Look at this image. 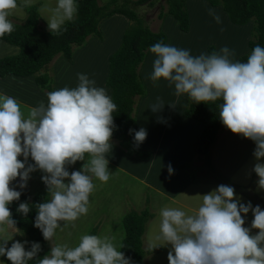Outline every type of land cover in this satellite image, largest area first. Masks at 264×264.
I'll use <instances>...</instances> for the list:
<instances>
[{
  "label": "clouds",
  "instance_id": "clouds-1",
  "mask_svg": "<svg viewBox=\"0 0 264 264\" xmlns=\"http://www.w3.org/2000/svg\"><path fill=\"white\" fill-rule=\"evenodd\" d=\"M17 7V0H0V38L14 31L9 16ZM76 13L75 0H58L47 20L49 31L58 32ZM209 14L221 23L214 9H209ZM149 51L156 57L150 77L153 82L167 81L174 85L177 96L186 94L196 104L222 101L218 114L222 124L253 141L257 161L264 159V47L256 46L247 62L231 59L235 54L228 47L219 53L193 56L189 50L159 42ZM78 81L75 88L49 92L47 104L30 108L27 115L16 99L0 94V234L17 229L9 209L21 197V192L11 187L17 178L24 189L30 173L40 170L45 174L42 181L51 198L35 205V227L50 242L58 229L87 215L95 190L93 177L104 183L110 179L106 157L113 147L117 105L87 75L78 74ZM163 108L159 98L151 106L154 113ZM146 138L145 129L135 131L137 145ZM86 156L82 170L69 173L68 166L85 161ZM29 157L34 165L27 163ZM254 172L259 188L264 189V164L256 163ZM200 197L202 203L194 215L178 208L160 211L158 239L172 247L169 264H264V210L253 208L250 202L241 203L228 185ZM30 210L28 203H20L17 209L24 216ZM250 211L256 235L244 226L242 218ZM9 241L0 235V257L6 256L11 264H28L41 251L39 243L26 250L27 242L17 241L8 247ZM113 241L114 237L85 234L75 247L52 245L50 254L38 264H131Z\"/></svg>",
  "mask_w": 264,
  "mask_h": 264
},
{
  "label": "rangeland",
  "instance_id": "rangeland-1",
  "mask_svg": "<svg viewBox=\"0 0 264 264\" xmlns=\"http://www.w3.org/2000/svg\"><path fill=\"white\" fill-rule=\"evenodd\" d=\"M109 1L110 0H98L100 5L106 4ZM166 1L167 0H151L150 5L147 3L140 7H130V9H132L139 15L140 18L144 20L145 24L151 31L164 33L167 38V45L189 50L190 54L193 56H198L200 54L209 55V46L214 47L215 52L217 53L220 52L221 48L228 47L235 54L233 57H231V59L234 61L240 62V57L250 56L251 52L248 48V41L251 39V31L253 26L252 22H249L244 26L234 25L229 20L228 15L224 12L221 6L210 7V4L205 0H187L185 2V8L189 16L190 25L188 32L184 33L179 30L178 22L173 17L166 15L164 19L159 18L160 12H163L164 14L167 12L168 5ZM17 2L18 7L11 12L9 19L14 23L21 24L26 17V13L22 8V6L25 5V0H17ZM57 3L58 0H27V6H38V10L41 15L40 26L43 30H49L47 20L53 15ZM209 9L215 10V13L221 19V23H217L213 16L209 14ZM117 16H120L121 18H117V20L110 17L100 24V31L102 33L101 40L91 37L86 41V44L83 47L76 48L74 52L84 48L87 49L89 46L92 48L94 43H102V45L100 44L102 49L96 54L91 55V60L93 63L95 64V61H97L96 67L101 68V64L104 61V55L110 53V50L117 45V39L120 31L124 29L122 31L124 34L128 26L131 24V22L125 16ZM108 20L113 21L109 22ZM125 21L127 24H125L126 26L122 28V25L125 23ZM123 34L120 38H122ZM7 45L0 42V55L2 54L0 58L5 57L3 56L4 54H9L7 56L18 54V48ZM118 47L119 46H117V48ZM15 49H17V52L15 54H11L10 52L14 51ZM6 51H9V53H6ZM57 58H55L54 61ZM155 58V55L149 51L143 63L145 67H141L140 69V76L145 86L147 95H145V99L144 97H137L135 100V124L129 130V133L125 138L132 148V154L128 155L127 152L119 146V143L116 140H112V148H114L116 152V155L114 154V162L116 165H118L120 168H124L125 172L128 174H137V177L140 179V181L145 180L146 183L150 182L151 184L159 185L161 188L163 183L160 180L161 177H159V175L161 174L160 169L162 168L159 167V170H155L152 169V164L151 167L140 165L139 167H134L135 171L133 169L130 171V169L127 167V164L129 163L133 168L131 160L149 161L154 154H159L158 149L155 152H152L151 146L158 143L159 139L157 140L156 136H158L159 133L161 135L162 129L164 127L163 124L165 122L163 124H153V119L157 121L159 117L166 119L171 115L174 118L175 127L179 129H182L184 122L183 120L185 119L182 116L183 112L178 108L174 85H171L164 80L153 82L150 78L151 75H149L148 70H150L151 73L153 72V63ZM53 62L51 63V66L54 64ZM85 65H87L86 60L82 62L81 66ZM90 76H92L94 80L93 73H91ZM90 80H92V78ZM99 80V77L96 76L95 81ZM9 86L10 88H13L11 86H15V84H11ZM158 98L159 100L163 101L164 108L162 111L154 113L151 110V106L158 102ZM185 99L187 100V98ZM141 100H143L142 102L144 109H141ZM170 105H174L175 107ZM141 124L145 127L147 138L142 144L137 145L135 142V136L132 135V132L137 128L141 129ZM179 133L180 132L177 130L172 131L170 138L174 139L178 137ZM176 141L181 142V139L177 138ZM255 149L256 145L253 141L233 134L225 126L219 132L216 142L210 149L209 157L211 160V166L205 163L203 158L198 157V155L195 154L193 148V159L185 163V168L190 170V174L195 180L194 184L191 185L185 193L187 194L190 190L187 198L196 201V203L201 200L202 203V198L200 196L211 193L220 185H228L233 187L235 191H238L237 193L240 196H244L245 198L249 199V201H251V203L255 206L257 205V202H260V205L264 207V201L252 194L253 188L251 185L244 187L243 190H240V185H235L232 183L230 179H228L230 176L227 173L228 165L233 167V164L237 159L238 163H240V161L245 158L244 155L247 152L244 151L254 152ZM185 150H188V146L185 147ZM144 155L146 156L144 157ZM119 156H121V158ZM157 159L159 158H155V160ZM155 160H151V162L153 163ZM244 160L257 161L254 155L253 157L249 159L246 158ZM259 162L263 163L264 159L260 160ZM34 164L35 163H33V165ZM109 171L111 175L108 182L104 183L96 178L93 179V182L98 188L96 195H103L105 193L110 194L112 197V202L102 201L92 197V200H90V203L92 202L91 210L88 211L87 215H82L83 217H79L74 223H69L67 227H63L62 222L61 226L63 227V230L58 229L52 241H49L50 252L52 245H68L69 247L77 246L80 241V237L85 234H90L94 229H96L95 235L107 236L110 238L114 237L113 242L118 249L122 239L124 238V229L122 226V219L124 215L131 210H137L136 206H141L142 203H144V207H146L147 204L145 200H149L148 205L151 213L153 214V218L149 220L146 226L143 242L146 247H150V245H157L165 251L161 252L160 248H156L158 252L145 258L144 264H169L168 253L172 250V247L171 245H164V241L162 239H158L160 235L161 220V209H159L160 205H158L159 210L156 209L157 213H154L155 210L150 207L151 194H149V191H147L146 188L141 186L139 182H137V184L134 186V180H132L127 174L125 175L120 171L112 170L110 167ZM30 174L39 177L36 171ZM226 174H228L227 177ZM21 182L22 181L17 178V180L13 181L11 187L16 190L13 184L19 186ZM45 186L46 185H42V187H40L41 189H39L37 193L44 189ZM26 193L30 198L28 190H26ZM37 193H35L33 196H35ZM236 197L241 202L242 198L238 196ZM247 204L248 203H245V205ZM262 210H264V208ZM186 213L189 214V212ZM248 214L251 216V218H254L251 211ZM251 230L252 232L258 233V230L256 229ZM0 235L8 238L10 240L8 244L11 245L17 241L22 244L26 241V236L21 231L17 232L14 229H8L5 233ZM152 241L154 244H151ZM0 264L4 263L0 260Z\"/></svg>",
  "mask_w": 264,
  "mask_h": 264
},
{
  "label": "trees",
  "instance_id": "trees-1",
  "mask_svg": "<svg viewBox=\"0 0 264 264\" xmlns=\"http://www.w3.org/2000/svg\"><path fill=\"white\" fill-rule=\"evenodd\" d=\"M151 0H110L100 5L98 0H75L77 13L75 18L66 21L58 32L43 30L40 26L41 15L37 5H23L26 13L24 21L13 23L14 31L0 38L4 43L17 47L18 54L0 58V78L11 76L17 78L33 77L37 87L47 94L53 91L54 77L51 63L57 57L72 61V54L76 48H81L86 41L93 37L102 39L100 24L116 15L125 16L131 24L123 34L117 50L108 58V74L105 86L110 89L111 98L117 105L113 113L115 128L112 140H116L128 155L132 154L130 144L125 140L129 130L135 124L134 109L137 97H145L146 90L140 76V69L144 65L149 48L159 42L166 44V35L162 32H153L131 8L151 4ZM187 0H167L166 14L160 12L159 18L171 16L177 22L182 32L189 30V16L185 8ZM210 6H221L228 15L229 20L238 26L253 23L251 39L248 41L250 52L256 47H264V0H205ZM215 52L214 47H208V53ZM247 56L240 57V62H247ZM188 100L187 107L182 116L196 122L200 126V133L194 144V152L203 158L205 163L211 166L210 149L216 142L217 136L224 127L219 119V105L222 101L196 104ZM134 152V151H133ZM146 155H144L145 157ZM182 168L186 169L185 166ZM17 191L21 192L19 201L9 205L12 218L16 221V228L25 236L26 250H31L33 243L41 245V251L28 264H38V260L50 254L49 241L43 237L40 229L35 227L38 215L36 204L43 203L51 197L48 195L47 186L35 196L29 198L26 189H21L13 184ZM241 188V187H240ZM239 188V189H240ZM240 190H243L241 188ZM20 203H28L30 212L27 216L19 213L17 209ZM146 207L140 212L129 211L122 219L124 238L118 250L122 251L125 258L131 264H144L145 258L158 252L157 249L146 247L143 236L146 226L153 218L149 209V200ZM96 229L90 234L95 235ZM11 247V244H8ZM4 264H11L6 256L0 257Z\"/></svg>",
  "mask_w": 264,
  "mask_h": 264
},
{
  "label": "crops",
  "instance_id": "crops-1",
  "mask_svg": "<svg viewBox=\"0 0 264 264\" xmlns=\"http://www.w3.org/2000/svg\"><path fill=\"white\" fill-rule=\"evenodd\" d=\"M111 18L117 19L121 17L116 15V16H112ZM108 21L111 22L113 20H108ZM125 24H127L126 21L125 23H123L122 28L126 26ZM123 30L124 29H122L119 33V36L117 39V42H118L117 45L113 49L110 50V53H107L104 55V61L101 64V68L96 67L97 61H95V64H96L95 65L93 61L91 60V55L96 54L97 52H99V50L102 49V47L100 46V44L102 45V43L100 44L94 43L92 48L89 46L87 49L84 48L77 52H73L71 62H69L65 58H57L53 62L54 64L52 65V71H53V77H54L53 91L59 90L64 87L75 88L79 83L78 74H85L89 77V79L92 78L93 80V77L90 76V74L93 73L94 80L96 76H98L100 79L99 81H95L96 82L95 86L103 87L106 90L107 94L111 97L110 89H108L105 86V80L108 74V67H107L108 58H109V55L114 53L117 46L120 45L121 40H122V38L120 37L123 34L122 32ZM0 42L7 45L1 40ZM167 44L168 42H166V45ZM16 50L17 49H15L14 51L10 53L15 54L17 52ZM6 53H9V51L8 52L6 51ZM7 55L9 54H4L3 56H7ZM1 56L2 54L0 55V57ZM84 60H86L87 65L81 66ZM142 67H145V66L142 65ZM148 71H149V75H151L150 70ZM0 79H2L0 80V94L8 95L16 99L21 105L22 111L25 112V115H27V112L30 108L38 107L41 102H44L45 104H47V93L42 92L37 87L33 77L17 78V77L6 76ZM11 84H15V86H11L13 88H10L9 85ZM176 98H177L178 108L180 109V111L183 112L184 108L187 107L186 105L188 104V101L185 99L184 95H181V96L176 95ZM143 100H141V109H144V105L142 102ZM183 121L184 122L182 125V129H179L175 127L174 125L175 121H174L173 116L171 115L168 116L166 119L161 118V117H159L157 121L153 119L152 120L153 124L154 123L163 124L165 122L163 124L164 127L162 129L161 135L159 133V135L156 136L157 140L159 139L158 143L156 145L151 146L152 152H155L158 149L159 154L158 155L154 154L149 161L131 160L133 164V168L130 166L129 163L127 164V167L130 169V171L131 169L135 171L134 167H139L140 165L151 167V164H152V169H155V170H159V167L162 168L160 169L161 174L159 175V177H161L160 180L163 183V186L161 188L159 185L151 184L150 182L146 183L145 180L140 181V179L137 177V174H128L127 172H125L124 168H120L118 165H116L114 162L115 161L114 154L116 155L114 148H112L111 152H109L106 157L109 160L108 166L112 170H117V171H120L121 173H124L125 175L126 174L129 175L131 179L134 180V186L135 184H137V182H139L141 186H143L144 188L147 189V191H149V194H151L150 207L155 210L154 213H157L156 209L159 210V209H163L167 207V208H178L185 212H189L190 215H194L197 209L199 208V206L201 205L200 204L201 200H199L198 202L200 204L199 205L198 203H196V201L187 198L190 193V190L188 191L187 194L185 193L187 192L188 188L194 184L195 180L190 174V170L182 168V166L186 165L185 163L191 161L194 157L193 148H194L195 141L200 133V126L196 122L188 120L186 118ZM140 127L145 129V127L142 126V124ZM139 130L140 129L138 128L135 129V131H139ZM175 130L180 132L179 136L174 139L170 138L171 132ZM135 131L132 132L133 136H135ZM177 138L181 139V142H177L176 141ZM135 146L137 147L136 144ZM186 146H188V150H185ZM244 152H247L244 155L245 157L244 159L246 158L249 159L253 157L254 155V152H248V151H244ZM119 157L121 158V156ZM155 158H159V159L155 160ZM19 159L23 161L24 158L21 156ZM244 159L240 161V163H238V159H237L234 162L233 167L228 165L227 173L230 176L228 179H230V181L234 183L235 185H240V187L243 189L244 187H248L251 185V187L253 188L252 194H254L255 197L260 198L262 201H264V189L259 188L258 186L259 177L254 172L255 164L261 163V162L259 161L257 162L254 160L246 161ZM151 160L152 161L155 160V161L152 163ZM86 162H87V156H86ZM86 162L77 161L74 165H69L67 170L69 171V173L73 171H81L84 163ZM27 163L33 165V163L35 162L31 160V157H29V160ZM262 164H264V162ZM169 166H171L172 168L171 174L169 173ZM36 172L38 173L39 177L33 176L30 174V179L27 181L26 190H28L30 198L35 193H37L39 189H41L40 187H42V185H45L42 181V176L45 174L41 172L40 170H37ZM228 174H226V177L228 176ZM94 178L95 177H93V179ZM68 182L69 181L67 180L65 181V183H68ZM97 192H98V188L95 185V190L91 194L90 200H92V197H93V198H97L102 201L112 202V197L110 194L105 193L103 195L101 194L96 195ZM237 192L238 191H235L236 196L242 198L241 203L243 204L249 203V202L251 203L249 199L245 198L244 196H240ZM135 193H136V190H135ZM91 205H92V202L89 205V211L91 210ZM158 205H160L159 209H158ZM251 205L253 206V208H255L256 206H259L261 209L264 208L262 205H260V202H257L256 206L252 203ZM136 209L137 210L135 211L137 212L142 211L144 209V203H142L141 206H136ZM242 218L245 220L244 226L251 229V223L254 218H251L249 214H247L246 216L242 214ZM13 229L17 232L20 231L15 228ZM252 234L256 235L257 233L252 232ZM152 243L153 241L151 242V244ZM150 247L151 248L153 247L155 249L160 248V246H157V245H150ZM160 251L164 252L165 250L161 249Z\"/></svg>",
  "mask_w": 264,
  "mask_h": 264
}]
</instances>
